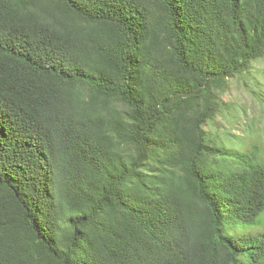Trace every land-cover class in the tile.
Returning <instances> with one entry per match:
<instances>
[{
    "label": "trees",
    "instance_id": "16d2710c",
    "mask_svg": "<svg viewBox=\"0 0 264 264\" xmlns=\"http://www.w3.org/2000/svg\"><path fill=\"white\" fill-rule=\"evenodd\" d=\"M262 59L264 0H0V264H264L258 146L207 129Z\"/></svg>",
    "mask_w": 264,
    "mask_h": 264
},
{
    "label": "rangeland",
    "instance_id": "374dc122",
    "mask_svg": "<svg viewBox=\"0 0 264 264\" xmlns=\"http://www.w3.org/2000/svg\"><path fill=\"white\" fill-rule=\"evenodd\" d=\"M254 75V82L232 81L229 92L223 98L234 110L235 118L232 122L228 121L227 115L225 118L218 117L219 130L210 127L207 129L213 133L226 130L230 134L237 135L235 138L247 148L250 145L258 146V160L264 162V101L260 99L264 96V59L255 65ZM254 91L260 94L259 98ZM252 133L257 136L254 137ZM256 220L257 226L261 227L253 231L264 232V211Z\"/></svg>",
    "mask_w": 264,
    "mask_h": 264
}]
</instances>
